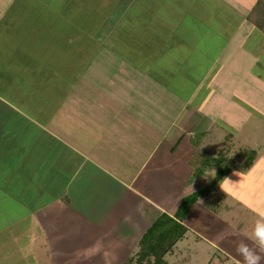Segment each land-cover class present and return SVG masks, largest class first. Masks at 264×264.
<instances>
[{
  "label": "rangeland",
  "instance_id": "374dc122",
  "mask_svg": "<svg viewBox=\"0 0 264 264\" xmlns=\"http://www.w3.org/2000/svg\"><path fill=\"white\" fill-rule=\"evenodd\" d=\"M192 1L13 0L4 7V0H0L1 39L16 40L22 47L23 53H16L12 58L15 63L21 61V72H26L21 76V94L18 95H21L20 99L25 98L30 116L36 118L38 115L39 121L42 120L50 131L61 130V136L64 139L70 138L71 143L79 141L78 149H82L80 145L83 147L80 140L95 142L100 129L109 126V122H114L115 128L119 129L118 133L121 132L126 140V133L140 130L139 134L135 131L133 135L137 139L142 137V140L139 139L141 141H137L142 143L146 138L149 139L150 134L155 133L154 127L150 126L154 113L166 109L165 106L173 110L180 108V103L174 104L176 100L172 97V94H176L175 90L186 95L197 87L198 94L187 102V107L184 105V111L178 116V122L185 123L184 126L202 127L201 132L188 144V148L193 150L192 164L198 166L204 163L206 152L212 154L213 149L216 151V147L224 141L222 134L235 136L243 114L254 118V124L250 122L244 132L234 138L237 142L235 145L254 149L257 154L264 153V147L261 146L264 143V37L250 18V15L253 18L256 15L255 8L250 11L254 0H231L241 2L242 6L238 3L237 7L234 6L239 15L211 4L210 0H199L196 9L198 21L186 13ZM224 3H230V0ZM48 7L57 10L62 17L54 15L47 10ZM258 9L264 10V4ZM214 10L218 13L216 24H220V19L224 17L228 20L224 24L227 28L238 23L232 43L228 46H224L227 31L214 30L216 24L210 15ZM62 18L70 23L64 22ZM25 45L26 48L23 47ZM221 46L225 49L218 62H211L210 58ZM27 51L29 56L25 57ZM145 55L152 56L150 69L147 62L142 61ZM183 60L186 64H182ZM210 64L212 66L208 75L202 78ZM226 64L234 65L238 76H227L231 69ZM8 69L5 67L7 75L11 73ZM184 71H189L188 74L193 76H184ZM229 86H240L248 94L245 98L252 97L254 100L246 103L239 101L241 106L237 105L235 98L226 99V103L223 100L217 102L216 93L212 90L219 89L222 92ZM152 95H155L156 100H152ZM13 103L16 101L13 100ZM152 107L159 109L156 111ZM168 111V114L174 116L175 112ZM216 114L231 115L235 124L232 123L230 127L225 120H217ZM160 119L163 123L168 122V116ZM9 120L6 130L11 129L14 135L12 128L17 123L15 114ZM33 130L30 126L29 147L36 144V149L41 147L42 153H50L47 162L51 163L53 153H70L67 149L57 147L58 141L49 134H44L42 143H36ZM16 132H20L19 128ZM209 135L214 136L210 138L212 143L204 145L205 136ZM44 141L53 146L48 147ZM227 145L232 146V143ZM7 152H12V149ZM237 152V148L230 151L227 163H240ZM6 157H0V185H4L5 178L3 162L11 161L9 156ZM215 169L212 165L202 167L201 174L195 176L204 177L205 174H212ZM206 178L208 180L205 184H209L212 177ZM41 182H44L43 176H38L35 184ZM47 198L44 195L40 198L38 192V198L34 199L38 200L37 205ZM19 203L21 199L17 198L13 214L20 216L24 209L18 207ZM32 204L30 201L29 209H32ZM17 226L18 231L20 226ZM0 235L3 241L9 234L5 231ZM11 244L15 246L14 242ZM115 247L110 246L107 254H93L86 264H122L128 252L119 246ZM173 251L165 255L164 259L176 261L186 258L180 263L208 264L212 258L204 243L191 232L176 243ZM191 251L193 256L188 259ZM9 256L3 254L0 264H38L31 261L30 256H20L16 252Z\"/></svg>",
  "mask_w": 264,
  "mask_h": 264
},
{
  "label": "crops",
  "instance_id": "0c3cea01",
  "mask_svg": "<svg viewBox=\"0 0 264 264\" xmlns=\"http://www.w3.org/2000/svg\"><path fill=\"white\" fill-rule=\"evenodd\" d=\"M224 1L209 2L217 4L227 12L239 15L234 6L237 7V3L241 5V2L230 0L227 4ZM12 2L13 0H4V7ZM256 2L258 0H254L253 5H250V11ZM198 3L199 0H193L186 9V13L196 21ZM47 10L59 18L62 17L51 7ZM217 14L215 10L210 13L214 24ZM62 19L68 22L65 18ZM227 22L225 17L221 18L220 24H216L214 29L216 32L227 31L224 46L232 43L234 32L238 29V23L227 28L224 25ZM254 26L264 37L263 31ZM20 46L16 40L5 41L0 35V148L5 144L0 150V157L7 159L6 156H9L11 160L3 162L5 178L4 185H0L2 188L0 234L5 231L9 234L3 241L0 235V257L3 254L12 256L16 252L20 256H30L31 261L38 264H86L93 254H107L110 246L126 249L128 252L126 258L129 257L137 250L143 233L159 215L165 213L172 216L182 197L201 189L207 183L208 179L205 176L194 175L195 165L191 163L193 150L188 148L189 142L201 132L202 127L197 128L195 125L187 127L184 126L185 123L178 122L180 112L184 111L185 106H188L187 102L198 94L199 89L195 87L186 95L174 89L176 94H172V97L176 100L174 104L180 103L178 109L173 110L167 106L164 110L152 107L156 111L160 110L154 113V120L150 124L154 127L155 133L150 134L149 131V139L146 138L142 143H137L142 137L134 138L133 133L136 129L126 133L128 135L126 140L121 132L118 133L119 129L115 128L114 122H109V126L105 125L100 129L95 142L86 143V139L80 140L83 147L80 145L82 149H78L79 141L71 143L70 138L64 139L61 130L50 131L42 120L39 121L38 115L36 118L30 116L28 113L30 108L25 98L20 99L21 95L18 94H21V76L26 72H21L23 69L21 61L15 63L12 58L16 53H23ZM23 47L26 48V45ZM221 47L215 50L210 58L211 62H218L225 49ZM24 56H29L28 51ZM151 58L152 56L145 55L142 59L143 63L147 62L149 69L152 65ZM183 63L186 64V61L183 60ZM211 66L210 64L202 78L208 75ZM5 67L11 70L9 75L5 72ZM226 67L231 69L227 76H238L234 65L226 64ZM142 68L145 67L140 69ZM176 68L179 69L178 66ZM188 72L183 75H189ZM257 90L260 91L259 88ZM244 91L240 86H229L222 92L219 89L212 90L216 93L217 102L234 98L237 103L254 100L252 97L245 98L247 93ZM253 94L258 95L255 92ZM154 96L152 95V100H156ZM183 96L186 98H181ZM13 100L16 103H13ZM168 109L175 112L172 113L174 116L168 114L170 113ZM12 114L17 118L15 128H12L14 135L11 134V129L6 130ZM167 116V123L160 121V118ZM242 117V123L235 136H229L230 133L222 134L224 141L216 150L222 144L227 148L228 154L234 148L237 150L244 148L242 145L236 146L234 138L243 133L254 118L247 114H243ZM218 118L225 120L229 126L235 124L231 115L216 114V119ZM30 126L34 129L33 139H36V143L43 141L44 134H49L48 136L51 135L58 141L57 147L67 149L70 153L62 152V155L53 153L52 155H56L53 157L51 155V163L47 162L50 153H42L41 147L36 149V144L29 147ZM216 127L220 126L216 124ZM17 128L20 130L19 133L16 132ZM137 132L139 134L140 130ZM205 138L204 145H211L210 138L213 139L214 136L209 135ZM227 143H232V146ZM45 144L48 147L52 145ZM262 144L264 147V143ZM9 149H12V152H7ZM61 156L64 157L63 161ZM38 176H43L44 182L36 185ZM226 177L233 182L230 186L226 185L227 193L220 189V182ZM38 192L40 198L43 195L48 198L45 201L39 200L36 205L38 200L34 198H38ZM17 198L21 199L18 207L24 209L23 212L21 210L20 216L13 214ZM30 201L33 203L32 209H29ZM261 218H264V153L256 152L249 167L245 169L236 167L227 172L211 192L200 195L189 206L182 220L186 232L180 240L188 233H193L196 239L204 243L206 251L212 254L208 264L213 261V264H242L235 250L236 245L251 235L255 222ZM17 225L20 226L18 231ZM12 242L15 246L11 244ZM173 248L167 254L173 253ZM190 253L188 259L193 256L192 251ZM195 253L197 254L198 250ZM183 260L186 258L176 261L165 259V264H181ZM261 264H264V261H261Z\"/></svg>",
  "mask_w": 264,
  "mask_h": 264
},
{
  "label": "trees",
  "instance_id": "16d2710c",
  "mask_svg": "<svg viewBox=\"0 0 264 264\" xmlns=\"http://www.w3.org/2000/svg\"><path fill=\"white\" fill-rule=\"evenodd\" d=\"M264 4V0H258L252 9L259 8ZM254 9L256 15L252 18L254 24L264 33V10ZM251 9V10H252ZM249 18V19H250ZM207 159L204 163L194 167V175L201 174L202 167L215 166V177L209 184L204 185L201 189L192 192L181 198L176 211L172 216L162 213L146 229L141 236L137 250L127 257L122 264H165L164 256L172 250L178 240H180L186 228L182 224L189 206L203 194L211 192L220 179L229 171L236 169H245L249 167L255 156L256 151L250 148H240L237 152L240 163L229 164L227 148L222 144L218 150L207 153ZM224 162V163H223ZM195 165V164H194Z\"/></svg>",
  "mask_w": 264,
  "mask_h": 264
},
{
  "label": "clouds",
  "instance_id": "9594fccd",
  "mask_svg": "<svg viewBox=\"0 0 264 264\" xmlns=\"http://www.w3.org/2000/svg\"><path fill=\"white\" fill-rule=\"evenodd\" d=\"M206 177H215V171L212 174H205ZM233 182L229 178H224L220 182V189L227 193V186ZM236 252L242 260V264H261L264 261V218L258 219L251 230V235L245 240H241L236 245Z\"/></svg>",
  "mask_w": 264,
  "mask_h": 264
}]
</instances>
